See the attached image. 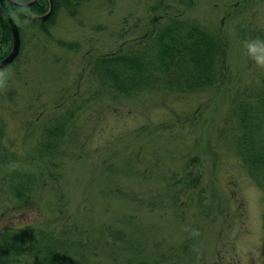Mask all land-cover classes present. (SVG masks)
<instances>
[{
	"label": "rangeland",
	"instance_id": "374dc122",
	"mask_svg": "<svg viewBox=\"0 0 264 264\" xmlns=\"http://www.w3.org/2000/svg\"><path fill=\"white\" fill-rule=\"evenodd\" d=\"M166 13L226 38V79L131 95L102 84L94 61L134 45L153 58ZM11 16L21 50L0 90V233L56 228L74 264H264V166L239 145L241 110L264 93L243 47L264 39V0H85L49 34ZM252 122L264 149V115Z\"/></svg>",
	"mask_w": 264,
	"mask_h": 264
},
{
	"label": "trees",
	"instance_id": "16d2710c",
	"mask_svg": "<svg viewBox=\"0 0 264 264\" xmlns=\"http://www.w3.org/2000/svg\"><path fill=\"white\" fill-rule=\"evenodd\" d=\"M82 1L85 0H37L28 6H17L10 0H0V42L6 47L4 52L0 48V62L12 51V21L16 24L17 22L11 13H17L19 18L39 25L42 31L49 34L48 27L54 23L58 10L67 9L69 5H79ZM166 14V17H161L166 19L164 29L154 34L153 48H147L153 49L151 59L160 65L164 79L151 77L154 70V66L151 67L153 61L149 62L150 57L143 54L144 49H138V46L134 45L135 42L134 52L120 51L102 55L94 61L93 73L102 84L114 91L131 95L141 92L148 84L158 86L164 83L166 86H186L192 89L193 86H213L217 80L218 84H221L226 79V38L221 34L210 33L194 21H181ZM45 15H48V18L43 20ZM255 98L241 110L244 137L239 145L243 148L242 155L246 158L247 165L259 168L260 165L264 166V149L257 148L255 131L258 129L254 126L252 118L264 115V93L255 95ZM59 132V129H50L48 136L55 138ZM9 232L0 233V264H74L72 249L68 246L67 239L56 228L49 226Z\"/></svg>",
	"mask_w": 264,
	"mask_h": 264
},
{
	"label": "clouds",
	"instance_id": "9594fccd",
	"mask_svg": "<svg viewBox=\"0 0 264 264\" xmlns=\"http://www.w3.org/2000/svg\"><path fill=\"white\" fill-rule=\"evenodd\" d=\"M243 47L246 50L248 59L254 64V66L264 71V39L257 37L254 39L246 40L243 42ZM10 77V72L6 71L3 68L0 69V90L6 88Z\"/></svg>",
	"mask_w": 264,
	"mask_h": 264
},
{
	"label": "water",
	"instance_id": "95a60500",
	"mask_svg": "<svg viewBox=\"0 0 264 264\" xmlns=\"http://www.w3.org/2000/svg\"><path fill=\"white\" fill-rule=\"evenodd\" d=\"M37 0H31L28 3H16L17 6H28ZM48 18V15H45L43 17V20H46ZM12 36H13V48L11 53L0 62V69H5L8 66H10L19 56L20 50H21V37H20V32L17 24L12 21Z\"/></svg>",
	"mask_w": 264,
	"mask_h": 264
},
{
	"label": "flooded vegetation",
	"instance_id": "af4514ba",
	"mask_svg": "<svg viewBox=\"0 0 264 264\" xmlns=\"http://www.w3.org/2000/svg\"><path fill=\"white\" fill-rule=\"evenodd\" d=\"M12 1V0H11Z\"/></svg>",
	"mask_w": 264,
	"mask_h": 264
}]
</instances>
